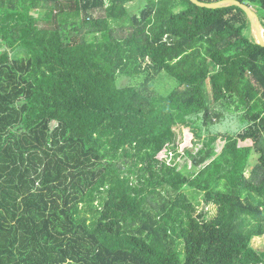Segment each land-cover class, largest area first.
Here are the masks:
<instances>
[{"label":"trees","instance_id":"1","mask_svg":"<svg viewBox=\"0 0 264 264\" xmlns=\"http://www.w3.org/2000/svg\"><path fill=\"white\" fill-rule=\"evenodd\" d=\"M137 1L0 0V264H264V47L238 7ZM222 103L247 128L180 168Z\"/></svg>","mask_w":264,"mask_h":264},{"label":"rangeland","instance_id":"2","mask_svg":"<svg viewBox=\"0 0 264 264\" xmlns=\"http://www.w3.org/2000/svg\"><path fill=\"white\" fill-rule=\"evenodd\" d=\"M145 4H146L145 0L134 2L128 6L129 12L131 14H135ZM3 50L4 49L1 48L0 46V51H3ZM142 82H143L142 78L132 80V79H129L128 77L121 76L118 79V86L121 88L128 87L131 85L139 86L142 84ZM149 87H151V89L154 92H157V94H162L166 96L170 94L176 88V85H175L174 80H172L170 77H168L167 75H161L159 78L154 80L149 85ZM212 107L216 111L215 113L216 116H214V120H213L214 125L212 123V125L210 126V129L207 130L203 119L198 122L203 132L201 133L202 139L200 141H196V143L198 142L196 145H194L193 140L195 138V134L198 133V131H194L190 129H181V128L177 130L178 139H179L178 141L180 143V147H179L180 153L179 154H181V156L176 158V162L180 165V168H183L185 167V165H187L189 170L192 169L191 161L188 158H182L183 153L186 149L190 148L191 150H193L194 154H196L204 149L205 143L208 141V139L212 135L222 136V135L229 134L231 136H236L240 132H242V130L244 131V129L247 128L248 122H246L244 119L245 114L242 112H236L235 105L222 103L219 105L212 104ZM223 148H224V144L222 142H218L216 144L215 149L218 154L222 153ZM162 157L163 158L166 157L169 160H171L172 158L171 154H168V156L167 154H164V156ZM254 158H258V157H254ZM255 161L256 160L254 159V163H252V160H251L248 172H246L247 177H250L251 171L253 170L255 164L259 162V161H256V162ZM203 201H204V198L201 197L200 202H202V204L198 209L199 210L198 215L201 213L202 214L205 213L208 215V220H211L216 215V208L214 206L206 205V203H204ZM252 246L255 249L263 252L264 251V237L261 239H256V240L254 239L252 242Z\"/></svg>","mask_w":264,"mask_h":264},{"label":"water","instance_id":"3","mask_svg":"<svg viewBox=\"0 0 264 264\" xmlns=\"http://www.w3.org/2000/svg\"><path fill=\"white\" fill-rule=\"evenodd\" d=\"M194 5L200 8H206L211 10L227 9L238 7L247 16L250 23L251 31L253 32V40L256 44L264 47V32H263V21L260 16L248 5H245L237 0H222L215 3H202L199 0H190Z\"/></svg>","mask_w":264,"mask_h":264},{"label":"bare ground","instance_id":"4","mask_svg":"<svg viewBox=\"0 0 264 264\" xmlns=\"http://www.w3.org/2000/svg\"><path fill=\"white\" fill-rule=\"evenodd\" d=\"M251 34H252V38H253L254 34H253V32H252V31H251Z\"/></svg>","mask_w":264,"mask_h":264}]
</instances>
